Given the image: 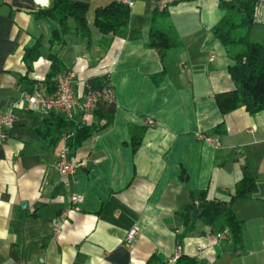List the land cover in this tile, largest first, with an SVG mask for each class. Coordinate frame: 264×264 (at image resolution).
<instances>
[{"label":"crops","instance_id":"1","mask_svg":"<svg viewBox=\"0 0 264 264\" xmlns=\"http://www.w3.org/2000/svg\"><path fill=\"white\" fill-rule=\"evenodd\" d=\"M73 1L88 5L90 38L69 34L62 48L51 49L56 24L33 18L51 0L44 7L0 0V114L29 89L53 93L44 84L49 52L61 71L74 73L76 98L94 80L107 79L111 89L109 102L73 112L75 127L103 130L71 150L81 166L68 179L54 165L73 132L55 131L50 113L15 112L13 129L0 140V264H147L153 256L165 262L180 236L185 260L178 264H264V111L223 114L217 104L235 86L228 50L212 29L224 16L219 3L233 0H131L126 28L108 36L93 27L94 14L117 0ZM257 9L251 38L264 43V0ZM154 11L168 13L160 25L178 43L162 63L147 47ZM39 39L40 56L27 73L23 57ZM243 178L247 187L237 197ZM71 194L82 196L80 211H70L55 236ZM192 197L231 208L242 224L238 249L225 230L217 234L198 221L183 231L180 215Z\"/></svg>","mask_w":264,"mask_h":264},{"label":"trees","instance_id":"2","mask_svg":"<svg viewBox=\"0 0 264 264\" xmlns=\"http://www.w3.org/2000/svg\"><path fill=\"white\" fill-rule=\"evenodd\" d=\"M261 1L233 0L219 3L224 16L213 27L212 35L223 48L228 50L232 63L228 68V74L235 86L234 91L217 98V104L223 114L241 108L251 116L264 111V43L255 42L251 38L256 25L255 9ZM87 11L88 5L85 3L73 0H51L47 8L34 12L33 18L35 21H51L56 24V29L50 33L48 44L51 49L54 45L62 48L66 35L74 34L81 40L90 38V29L86 21ZM167 18L166 11L153 12L147 44L148 48L156 52L161 63L164 62L167 52L178 45L170 33L160 25ZM128 19L129 8L116 2L95 11L93 27L102 35H114L126 28ZM70 23L73 24V30L70 28ZM42 46L43 40L39 39L31 49L25 52L23 62L27 73L32 72V63L40 56ZM230 49L235 51L230 53ZM47 59L51 66L44 84L54 91L56 80L62 70L61 63L57 54L49 52ZM88 86L92 91L110 88L105 78L91 81ZM28 93L31 94L32 89H29ZM50 117L48 124L52 125L59 134L67 128L73 132L68 145L71 150L79 147L93 134L103 130V127L77 128L71 121L59 119L52 112ZM240 187L242 191L237 194V197H240L247 187L245 178L241 181ZM180 218L184 232L190 231L192 225L198 221L217 234L226 230V235L231 239L234 249H238L241 244L242 224L227 205L207 202L204 199L197 203L192 197ZM178 244L181 246V236L178 238ZM182 260H185L183 256L176 264ZM147 264H165V262L153 256Z\"/></svg>","mask_w":264,"mask_h":264},{"label":"built area","instance_id":"3","mask_svg":"<svg viewBox=\"0 0 264 264\" xmlns=\"http://www.w3.org/2000/svg\"><path fill=\"white\" fill-rule=\"evenodd\" d=\"M37 5L44 7L49 0H34ZM118 3L132 7L131 0H117ZM255 9V16L257 13ZM75 75L71 71L63 70L60 72L54 87V91L50 96L29 95L26 93L21 94L19 100L12 105L11 110L7 113L0 114V140L6 139L8 133L13 129L16 120L15 112L38 110L45 114L56 113L61 115L66 121H72L73 112L79 108L83 112L92 110L98 102H109L111 100V89L105 88L101 91H92L89 86H86L84 95L78 99L73 92V84ZM147 123L152 125L153 122L148 120ZM196 140L212 146L214 149H219L220 144L211 137L204 135H196ZM80 162L71 155V149L62 147L59 152L58 159L54 165L55 171L64 179L72 178L75 176L77 170L80 168ZM83 198L77 194H71L68 198V210L62 212L55 220L53 225V232L58 236L62 224L65 222L67 214L70 211L79 212ZM224 233H227L225 230ZM135 237V230L127 233L126 241L131 243ZM264 249V246H262ZM182 257V248L176 242L174 254L171 258L165 261V264H176Z\"/></svg>","mask_w":264,"mask_h":264},{"label":"rangeland","instance_id":"4","mask_svg":"<svg viewBox=\"0 0 264 264\" xmlns=\"http://www.w3.org/2000/svg\"><path fill=\"white\" fill-rule=\"evenodd\" d=\"M233 51H235V49H230V53L233 52Z\"/></svg>","mask_w":264,"mask_h":264},{"label":"bare ground","instance_id":"5","mask_svg":"<svg viewBox=\"0 0 264 264\" xmlns=\"http://www.w3.org/2000/svg\"><path fill=\"white\" fill-rule=\"evenodd\" d=\"M63 147H68V146L65 145V146H63ZM68 148H69V147H68Z\"/></svg>","mask_w":264,"mask_h":264},{"label":"water","instance_id":"6","mask_svg":"<svg viewBox=\"0 0 264 264\" xmlns=\"http://www.w3.org/2000/svg\"><path fill=\"white\" fill-rule=\"evenodd\" d=\"M24 206V205H23Z\"/></svg>","mask_w":264,"mask_h":264}]
</instances>
